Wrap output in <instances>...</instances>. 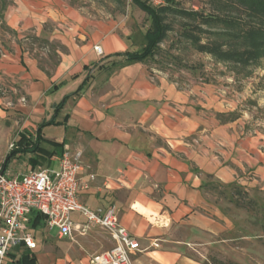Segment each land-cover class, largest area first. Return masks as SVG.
<instances>
[{
  "label": "crops",
  "instance_id": "crops-1",
  "mask_svg": "<svg viewBox=\"0 0 264 264\" xmlns=\"http://www.w3.org/2000/svg\"><path fill=\"white\" fill-rule=\"evenodd\" d=\"M3 23L11 35L0 51V120L7 126L0 130L18 141L34 140L41 129V147L56 151L49 158L20 153L6 176L57 170L62 154L81 152L79 179L87 188L79 199L93 210L117 207L120 223L140 244L134 264H212L215 252L227 260L245 257V242L236 240L248 238L235 239L236 223L220 202L234 188L248 196L264 191V142L246 129V113L235 116L239 96H226L216 83L181 87L148 61L126 64L124 54L141 52L149 29L138 40L130 19L109 21L51 0H16ZM31 40L59 44L57 63L44 62L48 54ZM55 114V123L42 127ZM51 127L62 130L56 141L46 133ZM46 227V219L38 230L29 226L36 241ZM99 231L66 240L68 252L54 249L43 264H89L90 256L114 245L102 231L111 247L100 251Z\"/></svg>",
  "mask_w": 264,
  "mask_h": 264
},
{
  "label": "rangeland",
  "instance_id": "rangeland-1",
  "mask_svg": "<svg viewBox=\"0 0 264 264\" xmlns=\"http://www.w3.org/2000/svg\"><path fill=\"white\" fill-rule=\"evenodd\" d=\"M15 1L0 0V51L8 47V36L11 35L3 23L5 11ZM51 1L53 4L66 5L73 11L85 12L93 17H103L109 21L133 20L135 23L132 28L136 30L135 38L138 40L142 39L145 31L151 26V19L145 13L144 17L140 16L142 11L134 6L131 0ZM168 4L173 10L165 17L168 34L155 50L154 56L152 55L149 59L151 67L167 75L171 81L178 83L181 87H188L193 83H216L223 87L226 96L229 94L239 96L241 100L240 113L237 112L235 116L238 117L243 115L242 113H246L249 116V124L246 129L252 133H259L263 137L262 142H264V57L252 59L250 53L252 54L255 49L246 40L236 37L238 28L244 32H248L250 29L264 30V18L257 16L252 19L253 14L250 10H245L237 5H233L232 9V6L230 8L225 6L229 8L227 11L220 10L219 5L224 4L222 0H165L164 6ZM227 4L226 2L225 5ZM191 14H197L200 19L194 18ZM202 17H219L222 20L204 24L201 21ZM224 20H229V24H235L236 29L225 25ZM230 30L233 34L236 33L235 37L229 34ZM238 33L242 32L239 30ZM196 42L210 48L217 47L221 53H236L237 57L227 59L219 54L214 55L208 51H201ZM29 45L48 54L47 58L43 57L44 62L50 65L57 63L55 52L60 51L59 44L31 40ZM5 124L4 120H0L1 130L7 129ZM1 130L0 151L6 157L10 145L17 140L13 136L5 137ZM46 133L55 141L63 134L58 127L48 128ZM2 142H5V145H2ZM215 194L221 198L225 196V193L223 194L219 190H216ZM220 204L223 206L225 215L236 223L235 239H239L243 235L248 238L242 242L236 240V244L245 242L249 252L246 251L245 257L241 255L238 260L218 258V253L215 252L214 255H209L210 262L212 264H264V191H257L252 196H248L234 188L228 191L225 201ZM99 232L96 234L100 241L97 243L99 250L110 249L111 245L106 241L107 236L104 232ZM81 239L79 238V241ZM66 240L69 241L66 238L63 241L59 240L56 227L48 229L47 226L44 233L37 232L38 250L36 253L39 263L43 264L45 262L43 256L52 254L54 249L57 252L67 253L72 243ZM82 243L84 244V241ZM205 263L208 262L205 261Z\"/></svg>",
  "mask_w": 264,
  "mask_h": 264
},
{
  "label": "built area",
  "instance_id": "built-area-1",
  "mask_svg": "<svg viewBox=\"0 0 264 264\" xmlns=\"http://www.w3.org/2000/svg\"><path fill=\"white\" fill-rule=\"evenodd\" d=\"M142 1L153 7L165 5V0ZM94 50L103 56L100 46ZM14 148L15 143L10 145L9 152ZM81 158V152L74 156L65 152L59 157L57 170L36 169L6 176V157L0 152V264L19 247L30 251L38 248L29 228L33 212L45 216L48 228L56 227L59 236L71 242L87 237L95 229L104 231L114 245L106 252L90 256L89 264H134V257L141 252L140 244L120 223L117 207L93 210L81 203L79 193L87 188L79 179L83 169ZM74 215L83 222L74 220Z\"/></svg>",
  "mask_w": 264,
  "mask_h": 264
},
{
  "label": "trees",
  "instance_id": "trees-1",
  "mask_svg": "<svg viewBox=\"0 0 264 264\" xmlns=\"http://www.w3.org/2000/svg\"><path fill=\"white\" fill-rule=\"evenodd\" d=\"M170 1V0H168ZM230 3L225 5V3ZM131 3L139 8L142 12H144L150 19H151V26L145 33V41L146 45L144 49L141 52H127L124 54L126 57V64H134V63H142L147 62L149 59H151L152 55L154 56L155 50L159 47V45L165 40L168 34V27L165 24V17L166 14L172 13V8L168 5L161 6L157 9L152 8L149 6L146 2L142 0H131ZM169 3V2H168ZM223 5H219L221 8L220 10L227 11L229 10L230 6L231 9L233 8V5H237L241 8H244L245 10H250L252 12L253 18H256L257 16L260 18H264V0H222ZM232 3V4H231ZM229 8H227V7ZM188 15V14H187ZM194 18L200 17L197 14H191ZM222 19L219 17H202L201 21H203L204 24H209L211 22H218ZM226 23L225 25L231 27L232 29H236L235 24L230 23L229 20H224ZM232 22V21H231ZM239 30L242 32L241 34L238 33ZM229 31V34L233 37H236L241 40H246L248 44L255 49V51L251 54L250 57L252 59H258L260 57H264V30H254L250 29L248 32H244L241 30V28H238V31L233 34ZM236 31V30H235ZM197 47L202 51H208L211 52L214 55L222 56L227 59L236 58L237 54L233 52H224L221 53V51L217 47H207L198 44L196 42ZM240 55V54H238ZM243 59V56L241 57ZM80 91V90H79ZM68 96L55 108V113L58 112L60 109H62L68 100ZM56 114L55 116L47 123H44L42 127L46 125H51L55 123ZM43 139L41 134V129L38 131L36 138L32 140L31 138H26L22 136L16 143L15 148L9 152V154L6 157V160L3 164V169L5 170L7 165L10 163L11 159L14 158L16 155L20 153H26V152H32V153H39L44 157H51L56 153V151H49L41 147V140ZM50 145L57 149L61 147V144L57 143H51ZM45 216L33 212L31 215V222L30 227L34 230H38L39 227L44 225ZM17 254L9 253L7 257V261L3 264H37V258L36 254L28 249H23L21 251V247L16 249Z\"/></svg>",
  "mask_w": 264,
  "mask_h": 264
}]
</instances>
